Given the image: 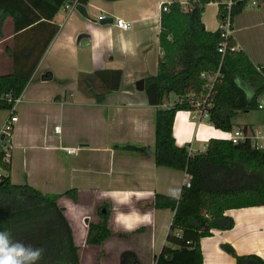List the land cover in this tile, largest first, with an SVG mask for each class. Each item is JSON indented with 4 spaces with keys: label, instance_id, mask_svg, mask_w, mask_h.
Here are the masks:
<instances>
[{
    "label": "crops",
    "instance_id": "obj_1",
    "mask_svg": "<svg viewBox=\"0 0 264 264\" xmlns=\"http://www.w3.org/2000/svg\"><path fill=\"white\" fill-rule=\"evenodd\" d=\"M169 1L172 0H87L82 4L88 19L73 8H62L64 17L55 15L52 23L58 30L16 108L9 164L12 177L15 159L21 155L25 176L23 182L12 181L27 183L48 195L75 193L74 199L63 195L57 203L64 208L72 228L80 262L85 254L89 255L90 259L81 264H125L122 254L126 251L136 254L137 264H153L173 215L170 210L154 208V196L178 197L187 180L183 172L155 165L156 107L149 104L144 88L136 90L138 80L156 75L162 54L158 44L161 7ZM253 5L249 22L240 19L243 15L234 20L232 36L254 64L264 65V8ZM95 14L104 15L105 19L97 20ZM115 18L130 22V29L118 28ZM202 22L209 31L218 29L216 3L205 6ZM4 24L0 69L4 68L3 60L9 50L24 44L15 37L12 27L4 37ZM242 32L253 36L252 42L242 40ZM80 33L88 37L84 45L77 40ZM32 41L25 39L26 43ZM257 45L261 48L258 52ZM100 69H120L122 78L119 89L108 92L98 102L80 90L78 78ZM172 103L168 100L163 107ZM5 117L0 115V123ZM204 122L199 121L195 111H178L173 123L175 144L186 146L191 153L201 152L210 138L223 137L219 135L222 131ZM55 125L60 127L59 134L53 130ZM244 125L256 127H237ZM196 143L202 147L195 148ZM65 147L80 150L77 155H68ZM106 209L111 235L101 246L87 245L88 224L97 221L98 211L105 213ZM225 215L232 218V228L213 230L200 239L202 264H235V258L222 244L229 245L237 255L253 254L264 261V206L228 210ZM164 225L158 251L153 254V241L160 237Z\"/></svg>",
    "mask_w": 264,
    "mask_h": 264
},
{
    "label": "trees",
    "instance_id": "obj_2",
    "mask_svg": "<svg viewBox=\"0 0 264 264\" xmlns=\"http://www.w3.org/2000/svg\"><path fill=\"white\" fill-rule=\"evenodd\" d=\"M69 1L0 0V35L4 22L11 19L15 37L24 43L20 48L9 50L13 71L0 74V95L12 93L16 97L22 93L58 30L52 23L55 15ZM86 1L78 0L79 3ZM232 1L230 22L233 30L234 20L249 1H254ZM188 2L190 9L172 1L167 10H161L158 44L162 54L156 75L144 79L148 102L156 107L154 163L183 172L190 182L178 197L154 196V208L173 212L164 244L153 258L154 264H202L200 239L213 230H227L233 226L232 218L225 212L264 206V160L262 153L249 143L234 145L224 138H210L205 150L193 153L186 146L175 144L176 113L197 109L188 102L189 96L200 100L209 91L212 99L207 110L208 122L222 132H229L235 128L233 116L238 111L258 110V99L264 95V65L254 64L244 49L232 50L236 47L232 35L226 39L225 52L219 53L218 45L224 41L220 29L209 31L205 28L204 8L215 0ZM225 15V6L217 4L218 22ZM26 37L33 39L31 44L25 42ZM216 72L219 76L211 90H207L203 76ZM121 78L120 69H100L81 74L78 87L101 102L108 92L119 89ZM171 95L176 96L173 103L163 107ZM8 108V103L0 102V109ZM260 112L264 123V111ZM3 165L8 176L0 181V231L9 232L13 241L43 248V257L36 264H80L79 247L74 242L72 228L64 208L57 203L63 195L74 199L75 193L48 195L27 183H14L10 164ZM110 235L106 209L105 213H98L97 221L88 224L85 243L101 246ZM222 248L235 258V264H264L256 255H237L225 244ZM122 259L125 264L138 263L132 251L124 252Z\"/></svg>",
    "mask_w": 264,
    "mask_h": 264
},
{
    "label": "built area",
    "instance_id": "obj_3",
    "mask_svg": "<svg viewBox=\"0 0 264 264\" xmlns=\"http://www.w3.org/2000/svg\"><path fill=\"white\" fill-rule=\"evenodd\" d=\"M172 1L163 4L161 9L164 11L167 10V5ZM76 3H79L78 0H71L69 3L66 2L63 8L74 9V5ZM214 3L216 4L220 3L224 5L226 9V15L222 18V20L219 21V26H218V28L221 31V36L224 38V41L218 45L217 51L223 54L227 46L226 39L232 35L230 10L233 1L215 0ZM181 5H185L183 6L184 8L190 9V3L188 2V0H186V2ZM103 19H105L104 15L101 14L98 15L97 20H103ZM113 21L115 25L120 29L128 30L131 27L130 22L125 21L124 19L115 18ZM237 48H238L237 46L233 47L232 50ZM257 70H260V68L257 67ZM218 76H219L218 72H216L214 75L203 76L204 78H206L205 87L207 90H211ZM21 99H22V93L16 97H14L12 93H6L4 95H0V102H6L10 105V108L7 109L9 111L8 112L9 114L0 126V181L6 176H8V171L6 170L3 164L10 163L11 154L13 150L14 124L17 122V116L15 115V111L17 106L21 102ZM211 99L212 98L209 91L206 93L205 97H203L200 100L195 99L193 96H189L188 102L190 103V105H193L197 108L194 111L197 113L199 121H201L202 119H208L207 110L211 106ZM257 109L259 111H264V95L258 99ZM53 130L57 134L60 133V127L58 125H55ZM222 138L226 139L227 141L231 142L234 145L240 143H246V142L249 143L250 147L262 153L264 160V123L256 127H247V128L235 127L233 130L229 132H224ZM64 150L68 155H77L79 153L80 148L65 147ZM185 177H187V180L184 181V187H189L190 186L189 177L186 174Z\"/></svg>",
    "mask_w": 264,
    "mask_h": 264
},
{
    "label": "rangeland",
    "instance_id": "obj_4",
    "mask_svg": "<svg viewBox=\"0 0 264 264\" xmlns=\"http://www.w3.org/2000/svg\"><path fill=\"white\" fill-rule=\"evenodd\" d=\"M254 2V5H253V8H256V7H260V8H264V4L262 3V1H264V0H253ZM249 5L248 6H246L245 8H244V10H243V12H242V14H241V18L240 19H244L245 20V22H249V19H250V17H249V15H250V13H249V9L250 8H252L251 6H252V2H250L249 1V3H248ZM258 4H260V5H258ZM59 17H64V13L60 10L59 12ZM94 18L95 19H97V15L95 14L94 15ZM58 20V19H57ZM60 20V19H59ZM240 23H238V25H239ZM10 27H12V21H11V19H8L6 22H5V24H4V29H5V32H4V37H6V36H8L9 34H10ZM247 33H245V32H242V33H240L239 34V37L242 39V40H245V41H247L248 43L249 42H252V39H253V36H251V35H249V33L246 35ZM4 47H5V45H4ZM4 47H3V49H4ZM12 48V47H11ZM260 47L257 45V46H255V51H260ZM12 52H13V50H12ZM9 56H10V53L8 54ZM8 56V57H9ZM3 57H5V56H3ZM6 58V59H9V58ZM11 57V56H10ZM3 60V69H0V74L1 73H9V72H12L13 71V67H11V64L9 63V61H7V60ZM12 60V59H11ZM6 67H8L9 68V70L6 68ZM6 68V69H5ZM10 68H12V69H10ZM243 87L246 89V90H249V88H248V86L247 85H245V84H243ZM176 98V96L175 95H171L170 96V99L169 100H174ZM9 111L7 110V109H0V115L2 116V117H4V116H8V113ZM262 116H263V114L260 112V111H258V110H250V111H248V112H244V111H238L234 116H233V118H232V123H233V125L235 126V127H237V126H239V125H243V124H252V125H254V126H259L260 124H262V121H263V118H262ZM5 117V118H6ZM5 118L3 119V121L5 120ZM1 120V119H0ZM2 121V122H3ZM203 121H205V122H207L208 121V119H203ZM204 122V123H205ZM1 124L2 123H0V126H1ZM218 134H219V132H218ZM219 135H224V133L223 132H220V134ZM195 148H201L202 146L200 145V144H198V143H196L195 145ZM203 150H205V148H201L200 149V151H203ZM22 153V152H21ZM40 155H42V151H40L39 150V152H38ZM16 161H17V163H16ZM23 172H25V171H23V164H22V160H21V155H20V158H18V160H16L15 159V163H14V168H13V174H12V180L14 181V182H23V178H24V176H25V174L23 173ZM98 213H99V211H98ZM98 213L96 214L97 216H98ZM165 228H166V225H164L161 229H160V237H157V241L156 242H154L153 241V250H152V253L154 254H156L157 253V251H158V248H159V244H160V241H161V238H162V236H163V233H164V230H165ZM107 244V242L105 243V245ZM86 256H85V258H83L82 259V261H88L90 258H89V255H87V254H85ZM151 257L149 256V258H148V262H150V259ZM80 262V264L81 263H83V262ZM149 264H151V263H149Z\"/></svg>",
    "mask_w": 264,
    "mask_h": 264
},
{
    "label": "clouds",
    "instance_id": "obj_5",
    "mask_svg": "<svg viewBox=\"0 0 264 264\" xmlns=\"http://www.w3.org/2000/svg\"><path fill=\"white\" fill-rule=\"evenodd\" d=\"M44 251L43 248L13 241L9 232L0 231V264H36Z\"/></svg>",
    "mask_w": 264,
    "mask_h": 264
},
{
    "label": "water",
    "instance_id": "obj_6",
    "mask_svg": "<svg viewBox=\"0 0 264 264\" xmlns=\"http://www.w3.org/2000/svg\"><path fill=\"white\" fill-rule=\"evenodd\" d=\"M74 9L84 18L88 19L89 16L87 14V11H86V7L84 4L82 3H76L74 5ZM104 21H100V23H102ZM107 22V21H106ZM108 22H112V19H108ZM87 35L85 33H80L77 37V40L81 41V45H84L86 42H87ZM144 88V80L143 79H140L136 82V90L138 91H142Z\"/></svg>",
    "mask_w": 264,
    "mask_h": 264
}]
</instances>
